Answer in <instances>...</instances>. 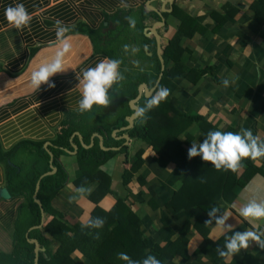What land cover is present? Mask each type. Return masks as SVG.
<instances>
[{
    "label": "crops",
    "instance_id": "crops-1",
    "mask_svg": "<svg viewBox=\"0 0 264 264\" xmlns=\"http://www.w3.org/2000/svg\"><path fill=\"white\" fill-rule=\"evenodd\" d=\"M254 1L0 0V189L6 187L10 192L5 165L7 152L24 141L42 143L52 151L50 147L59 140L60 134L74 130L67 141L71 147L65 145V153L59 157L69 176L66 185L51 201L55 209L65 213L69 220L81 224L90 218L96 206L90 196L98 186L97 181L83 186L85 192L81 198L70 201L69 197L75 195V190L79 188L74 184V179L79 167L77 155L80 146H98L112 152V156L101 165L102 171L110 178V188L127 196L128 203L141 218L146 234L162 245L175 241L194 210H175L167 205L181 185V171L160 166L152 147L141 139L130 137L120 146H105L104 135L91 132V128L103 120L98 114L102 108L93 106L84 112L77 108L79 92L75 85L79 71L94 67L104 57L113 59L94 47L90 34L98 32L103 21L105 24L110 21V28L116 27L122 11H126L127 17L132 14L140 17L142 13L149 14L157 8L163 11V25L155 24L161 18L159 15L158 18L149 17L145 22L140 21L132 30L144 24L145 34L155 37L158 54L157 36L152 29L155 26L162 53L163 47L178 29L179 19L172 14V5H177L201 26L192 37H185L181 41L182 46L188 49L183 55L184 62L188 68L209 70L195 83L184 77L174 79L171 99L186 112L205 115L218 128L244 127L264 140V111L261 108L264 101V19L260 22L254 18L251 7ZM16 2H22L32 16L27 28L16 29L4 18V8ZM56 20L62 21L68 28L65 37L70 49L64 56L65 70L49 78L54 87L41 84L37 92L30 85L31 72L62 46L55 35ZM148 47L149 44H145L140 53L146 61L148 59L144 53L151 55ZM133 65L135 69L141 68V59ZM224 80L229 83L225 85ZM116 133L113 135L112 132V135L122 137L128 134ZM124 145L128 148L124 149ZM141 150L145 163L125 185L124 171L131 168L132 161ZM256 159L259 163H255L264 166V157ZM142 177L143 183L140 182ZM37 193L35 188L34 198ZM253 198L264 200V175L259 173L237 189L232 202L235 211H227L228 219L225 220V225L231 227L217 226L215 220L206 223L207 242L195 228L196 217L191 219L188 258L176 256L175 263L264 264V248L255 242H250L246 249L232 256L220 257L216 251L217 246L223 248L224 237H230L233 231L251 229L253 224L257 229L264 227V224L255 221L249 224L239 215V208ZM24 202V196L13 195L12 192L9 198L0 197V264H6L7 260L8 264H15L18 257L16 246L22 247L24 236L29 243L38 241L32 233L33 229L41 228L51 219L50 214L44 212L41 223L34 225L27 206L21 207ZM98 204L104 210H110L115 204L113 194H106ZM44 236L49 238L47 234ZM56 247L57 244H54L53 250ZM75 254L84 263L82 254ZM3 256L6 257L1 259Z\"/></svg>",
    "mask_w": 264,
    "mask_h": 264
},
{
    "label": "trees",
    "instance_id": "trees-1",
    "mask_svg": "<svg viewBox=\"0 0 264 264\" xmlns=\"http://www.w3.org/2000/svg\"><path fill=\"white\" fill-rule=\"evenodd\" d=\"M172 7V14L179 19V24L168 44L162 49L165 68L161 70L155 37L145 34L144 24L139 25L135 30L127 28V34L132 35L136 31L140 35L141 52L144 50V45L149 44L148 52L151 55L148 56L144 53L149 65L144 66L145 63H142V67L139 69H135L133 64H127L126 69L119 66L123 79L113 84L109 89V105H93L99 109H104V111L102 109L98 111L100 118L104 121H99V124L93 126L91 132L102 133L105 146L122 145L125 138H116L112 132L114 129H120L128 124L127 116L134 111L130 106V101L138 95L139 85L146 83L149 88L156 85L149 97L143 94L138 100L139 107H142L148 99L155 95L159 87L168 88V97L152 107L145 114L146 118L143 122L138 117L133 127L128 130L120 129L116 135L127 132L131 138L143 140L152 147L155 160L160 166L168 170L178 168L181 171V185L174 192L167 205L175 210L194 208L192 214L181 229L177 239L162 245L146 234L142 220L132 205L128 203L127 196H122L110 188V178L102 171L101 165L112 156V152L100 149L98 146L91 148L80 146L77 155L79 167L74 184L77 187H83L97 181L98 186L90 196L96 206L89 219L92 217L104 219L102 228L89 229L85 227L87 222L81 224L69 220L68 216L55 209L51 202L68 181V172L59 157L65 153V145L71 147L67 141L69 142L68 137L74 130L60 134L59 140L50 147L53 153L52 160L50 152L42 143L24 141L5 154L7 157L5 159L7 186L13 195L25 197V202L21 207L27 204L34 225H39L42 220L40 205L33 196L37 181L41 175L52 169V165L56 167L54 173L44 175L41 178L37 193L44 212L51 216V219L44 226L32 231L40 243L38 264H124L123 261L117 259L116 253L118 252H125L132 259H142L146 254L151 253L163 264H177L174 261L176 256L188 258L187 245L191 219L196 217L195 228L208 242L206 227V221L209 219L208 211L213 206L217 208L212 220H215V217L223 216L225 211H235L232 202L237 189L245 186L254 175L258 173L264 175V166L258 165L254 159L250 158H242L240 166L233 171L217 170L211 167L210 162L203 161L200 156L188 157L187 150L191 147V142L202 141L209 130L235 132L239 129L233 126L226 129L218 128L205 115L198 112H186L178 107L175 100L171 99V84L174 79L184 77L195 83L205 71L209 70V68L207 70H205L206 68H188L184 62L183 55L188 49L182 46L181 41L185 37H192L201 26L198 21L186 15L177 5H172ZM251 7L254 10V18L261 22L264 19V0H255ZM126 14V11H122V16L118 18L120 22H116V27L110 28L111 22L108 21L105 24L103 21L101 29L90 34L94 47L98 51L120 61L122 60L119 58L121 56H113L114 53L111 51L113 54H110L108 50L109 46L112 47L111 45L117 41L123 28H126L125 25H128ZM130 17L134 18L133 16ZM149 17L158 18L160 16L155 11H150L149 14L144 12L140 17L134 18L135 24L140 23V21L145 22ZM127 53L129 54L131 51L128 50ZM161 71L162 76L157 83ZM214 78L218 79L216 75ZM261 108L264 111V101ZM182 136L185 138L182 139ZM123 148L127 149L128 146L124 145ZM28 153H35L37 158L26 167L23 164L25 160L21 154ZM142 154L143 150L136 155L131 168L124 171L125 185L129 182L132 174L138 172L144 165L145 158ZM16 176L20 177L19 180L15 178ZM143 179L144 177L140 178L141 183H143ZM109 193L113 194L115 204L107 211L101 208L98 202ZM96 232L99 233V236L94 238L93 233ZM45 234L49 238L45 237ZM24 238L26 245L23 247L16 246L18 257L17 260L15 259V264H34L35 244L29 243L26 240L27 237L24 236ZM54 244H57L55 250H53ZM76 252H80L87 262L82 263L76 257Z\"/></svg>",
    "mask_w": 264,
    "mask_h": 264
},
{
    "label": "clouds",
    "instance_id": "clouds-1",
    "mask_svg": "<svg viewBox=\"0 0 264 264\" xmlns=\"http://www.w3.org/2000/svg\"><path fill=\"white\" fill-rule=\"evenodd\" d=\"M3 14L5 20L16 29L27 28L32 19L31 14L26 10L22 2L6 6ZM126 19L129 28H135V19L132 17H127ZM55 25V35L62 46L57 49L50 59L39 64L31 72L30 85L37 92L40 90L41 84L46 83L49 88L54 87L49 78L65 70L64 56L70 49V44L65 37L68 28L60 20H56ZM122 48L125 52H128L129 45L124 44ZM131 51L134 53L136 51L135 47ZM120 63L119 59L104 57L94 67H87L79 71L75 85V89L79 92V99L77 101L79 111H88L92 109L93 105H109V89L113 84L123 79L122 73L119 71ZM223 83L227 85L229 81L224 80ZM168 95V88L159 87L155 95L148 99L142 107L137 109L136 115L140 118L141 122L146 118L145 114L152 107L164 101ZM187 155L189 158L200 156L203 161L210 162L211 167L217 170L234 171L240 166L242 158L255 159L264 157V140H261L250 129L244 127L239 128L235 132L209 130L202 141L191 142ZM84 192L85 189L83 187L77 188L75 190L76 194L69 197L70 201L81 198ZM216 211L217 208L215 206L208 211L209 220L206 223H212L213 214ZM239 215L249 224H253L254 221L264 224V200L249 199L239 208ZM226 219H228L227 211H225L223 216L215 217V224L217 226L231 227L225 225ZM103 225V218L92 217L87 221L85 227L100 229ZM93 236L96 238L99 236V233H93ZM250 242H255L260 248H264V227L257 229L255 224H253L251 229L246 228L243 231H233L230 237H224L223 248L217 246L216 251L220 257L232 256L241 249H246ZM116 256L124 264H163L160 259L151 253L146 254L142 259H132L125 252H118Z\"/></svg>",
    "mask_w": 264,
    "mask_h": 264
},
{
    "label": "water",
    "instance_id": "water-1",
    "mask_svg": "<svg viewBox=\"0 0 264 264\" xmlns=\"http://www.w3.org/2000/svg\"><path fill=\"white\" fill-rule=\"evenodd\" d=\"M155 11H156L159 15H161L160 20L157 21L155 24H156V25H158V24H162V25H163V24L165 23V18H164V16L162 15V12H163V11H162V10H159V9H157V8H155ZM152 29H153V31L155 32L156 36H157L158 56H159V59H160V61H161V70H163V69L165 68V62H164V58H163L162 53H161V50H160V48H161V44H160V42H161V41H160V38H159V36H158L157 31L155 30V26H153ZM161 76H162V71L160 72V75H159V78H158L157 83L159 82ZM155 88H156V85H155L153 88H149V86H148L146 83H141V84L139 85L138 95H137L134 99H132V100L130 101V106L133 108L134 111H133L131 114H129V115L127 116L128 124H127L126 126L121 127V129H123V130H128V129H130L131 127H133V125H134V123H135V120L138 118V116L136 115V111H137V109L139 108V106H138V104H137L138 100L143 96V94H144L146 97H149V96L153 93V91L155 90ZM117 131H118V129H115V130L113 131V135H115V133H116ZM99 137L102 139V136H101V135H99ZM116 137H117V138H120L121 136H116ZM122 137H124L126 140H129V139H130V136H129L128 134H124V135H122ZM103 148H105V147L103 146ZM49 152H50L51 160H52V159H53V153H52L51 151H49ZM51 168H52V169H51L50 171H48V172L44 173L43 175H41L40 179H39L38 182H37L36 192L39 190V187H40V180H41V178H42L44 175H48V174L54 173V172L56 171V167H54L53 165L51 166ZM0 197H2V198H9V197H10V192H9V190H8L6 187H3V188L0 189ZM35 200H36V202L40 205L41 213L43 214V213H44V209H43V206H42V202H41V200H40L38 197H36ZM34 243H35V245H36V246H35V252H36L35 264H38V256H39L40 246H39V242H38L37 240H34Z\"/></svg>",
    "mask_w": 264,
    "mask_h": 264
},
{
    "label": "rangeland",
    "instance_id": "rangeland-1",
    "mask_svg": "<svg viewBox=\"0 0 264 264\" xmlns=\"http://www.w3.org/2000/svg\"><path fill=\"white\" fill-rule=\"evenodd\" d=\"M132 16L134 17V18H136L135 17V14H132ZM84 26V25H83ZM85 27V26H84ZM129 29V28H128ZM131 33V32H130ZM132 36H134V37H132ZM118 39H117V41L115 42V43H113L111 46L112 47H110L109 46V50L108 51H110V54H113V56H121V57H119L120 59H122L121 60V63H120V66H122V68L123 69H126V66H127V64L128 65H130V64H138L139 63V61H140V59H141V65H142V63H145L144 64V66L145 65H149V62L148 61H146V60H144L142 57H141V55H140V53H141V47H140V41H141V38H140V35L138 34V32H134L132 35H130V34H127V27L125 28H123V31H121L120 33H119V35H118ZM124 44H128L129 45V50L131 51V49L133 48V47H135V49H136V51L133 53L132 51H131V53H127V52H125L124 50H123V48H122V45H124ZM113 53H112V52ZM134 62H136V63H134ZM135 71H137V70H135ZM239 129V128H238ZM182 139H184L185 137H181ZM46 148V147H45ZM47 150H48V148H47ZM65 150V149H64ZM49 151V150H48ZM21 157H24V159L23 160H25L24 161V165L26 166V165H30L31 164V162L34 160V159H36L37 158V156H36V154L35 153H28V154H21ZM259 160V159H258ZM254 161L255 162H257V159L255 158L254 159ZM257 163H259V161L257 162ZM28 166H26V167H28ZM17 180H19V176H16L15 177ZM21 205H23V203L21 204ZM27 206V204H25V206L24 207H26ZM24 212H25V210H24ZM150 236V235H149ZM151 237V236H150ZM153 238V237H152ZM27 240V239H26ZM23 243H22V247L23 246H25L26 245V242H24L23 240H21ZM28 241V240H27ZM25 244V245H24ZM28 249V248H27ZM14 252V251H13ZM4 257H6V256H3L1 259H3ZM5 259H7V258H5ZM6 264H8L9 262H8V260L5 262Z\"/></svg>",
    "mask_w": 264,
    "mask_h": 264
}]
</instances>
